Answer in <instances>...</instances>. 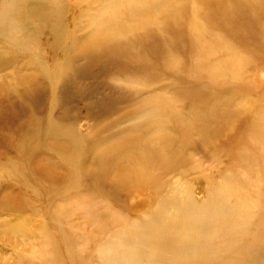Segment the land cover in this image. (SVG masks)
<instances>
[{"label": "rangeland", "instance_id": "obj_1", "mask_svg": "<svg viewBox=\"0 0 264 264\" xmlns=\"http://www.w3.org/2000/svg\"><path fill=\"white\" fill-rule=\"evenodd\" d=\"M6 10L0 264H264V0Z\"/></svg>", "mask_w": 264, "mask_h": 264}, {"label": "bare ground", "instance_id": "obj_2", "mask_svg": "<svg viewBox=\"0 0 264 264\" xmlns=\"http://www.w3.org/2000/svg\"><path fill=\"white\" fill-rule=\"evenodd\" d=\"M31 7H32L31 10H32V9H36V8H35L36 5H33V6H31ZM39 10H40V9H39ZM45 12H46V11H45ZM46 13H48V12H46ZM127 14H128V13H127ZM37 15H38V14H37ZM48 15H49V14H48ZM12 16H13V15H12ZM12 16L9 14V11L6 10V11H4V12H2V13L0 14V22L3 21V22L5 23V22L8 21V20H9V21H12V20H13ZM50 18H51V17H50ZM50 18H49V21L51 20ZM47 20H48V19H47ZM47 20H46L45 22H47ZM38 21H39V22L42 21V23H43V22H44V17H43V18H40ZM95 21H96V20H95ZM35 23H36V22H35ZM43 24H45V23H43ZM40 25H41V24H40ZM43 26H44V25H43ZM43 26H42V27H43ZM34 28H35V26H34ZM31 29H32V28H31ZM44 29H45V28H44ZM0 31H1V30H0ZM43 31H44V30H43ZM108 31H109V30H108ZM38 32H39V31H38ZM41 32H42V31H41ZM36 33H37V32H36ZM41 34H42V33H41ZM28 35H29V34H28ZM36 35H38V34H36ZM38 36H39V35H38ZM19 38H20V37H19ZM28 39H30V38H28ZM37 40H38V39H37ZM64 41H65V40H64ZM55 42H56V40H55ZM37 51H38V50H37ZM205 131H206V130H205ZM119 189H120V188H119ZM120 190H121V189H120ZM132 195H133V194H132ZM134 195H135V194H134ZM140 198H141V196H140ZM144 199L146 200V198H144ZM140 200H141V199H140ZM142 200H143V198H142ZM147 200H148V199H147ZM147 200H146V201H147ZM141 203H143V202H141ZM145 203H147V202H145ZM143 204H144V203H143ZM156 211H157V210H156ZM157 212H158V211H157ZM147 217H149V216H147ZM147 217H146V218H147ZM152 217H153V216H152ZM157 217H159V216H157ZM163 219H164V218H163ZM148 220H149V219H147V222H148ZM166 220H167V219H166ZM145 221H146V220H145ZM224 222H225V221H224ZM145 223H146V222H145ZM221 223H222V221H221ZM148 224H149V223H148ZM152 225H153V224H152ZM159 225H161V224H160V221H159ZM145 226H146V225H144V227H145ZM147 226H148V225H147ZM147 226H146V227H147ZM154 226H155V225H154ZM162 227H163V226H162ZM216 227H217V226H216ZM155 228H156V226H155ZM136 229H137V228H136ZM136 229H135V230H136ZM220 230H221V229H220ZM136 232H137V231H136ZM136 232H135V233H136ZM214 232H215V231H214ZM219 233H220V232H219ZM215 234H218V232L215 233ZM241 236H242V235H241ZM244 236H245V235H244ZM123 237H124V236H123ZM219 237H220V236H219ZM219 237H218V238H219ZM137 238H138V237H137ZM222 238H223V237H222ZM233 238H234V237H233ZM215 239H216V238H215ZM235 239H236V238H235ZM168 240H169V239H168ZM220 240H221V239H220ZM213 241H214V240H213ZM215 241H216V240H215ZM260 242H262V241H260ZM107 248H108V247H107ZM107 251H108V249H107ZM253 253H254V252H253ZM130 256H131V258H132V255H131V254H130V255H129V254H122L121 257H122L123 260H126V259H128ZM133 256H134V255H133ZM138 257H139V255H138ZM169 257H170V256H169ZM106 259H107V258H106ZM134 259H135V258H134ZM137 259H138V258H137ZM140 259H141V258H140ZM138 260H139V259H138ZM103 261H104V260H103ZM133 261H134V260H133ZM139 261H140V260H139ZM168 261H169V260H168ZM102 263H103V262H102ZM261 263H262V262H261Z\"/></svg>", "mask_w": 264, "mask_h": 264}]
</instances>
